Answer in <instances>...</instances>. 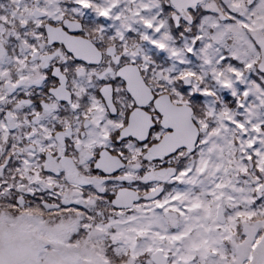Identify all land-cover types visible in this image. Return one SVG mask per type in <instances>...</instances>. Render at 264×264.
<instances>
[{
	"label": "snow or ice",
	"instance_id": "obj_1",
	"mask_svg": "<svg viewBox=\"0 0 264 264\" xmlns=\"http://www.w3.org/2000/svg\"><path fill=\"white\" fill-rule=\"evenodd\" d=\"M0 264H264V0H0Z\"/></svg>",
	"mask_w": 264,
	"mask_h": 264
}]
</instances>
